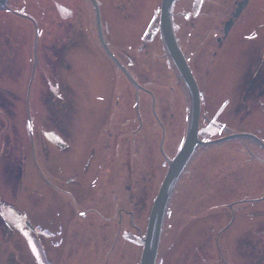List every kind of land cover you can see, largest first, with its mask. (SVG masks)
I'll return each instance as SVG.
<instances>
[{
  "label": "rangeland",
  "instance_id": "rangeland-1",
  "mask_svg": "<svg viewBox=\"0 0 264 264\" xmlns=\"http://www.w3.org/2000/svg\"><path fill=\"white\" fill-rule=\"evenodd\" d=\"M144 3L141 16L159 13L160 0ZM4 21L0 16L3 35ZM11 25L14 43L23 41L26 47L2 50L4 56L0 51V264H139L149 209L165 173L163 166L156 178H148L157 170L153 165H157L156 159L160 160L150 137L155 132L159 135L160 129L136 137L152 148L145 163L135 155H121V146L115 148L116 160L109 159L106 151L109 142H114V132L119 140H125L130 128L125 118H131V114L116 112L115 95L112 98L111 94L115 87L131 97V84L102 52H81L84 59L63 68L54 67L37 51L36 67L33 51L28 49L29 35L28 42L23 40L29 27L20 22ZM127 27L130 25L123 23L122 33ZM139 31L146 34L145 25L139 24ZM229 45L231 50L222 62L230 57V67L229 62L217 66L210 80L198 71L202 136L249 132L264 141V98L257 96L254 82L251 91H245L248 82L242 81V46L237 50V43ZM156 49H147L142 55L144 63L151 66V77L143 74L144 65L136 74L142 80L149 77L154 82L150 87L162 92L158 94L165 103L161 114L168 129L164 149L170 152L174 140L176 144L185 131L186 96L181 85L177 92L169 89L176 74ZM131 54L138 55L135 51ZM50 72L67 77L52 81L46 77ZM243 91L246 97H241ZM118 103L123 105L122 98ZM105 162L106 166L112 163L113 169L97 187V174ZM197 187L213 190L201 199L197 193L191 197ZM120 191L136 195H119ZM263 192L264 152L255 143L198 149L169 201L156 264H176L182 255L185 258L179 264H206V250L215 255L214 264L223 253L224 258L234 257L226 243L229 232L224 225L228 222H244L242 254L247 261L251 258L250 264L256 263V257L258 264H264V199H254ZM231 202L237 203L233 209ZM30 228L37 230L35 236ZM210 228L214 232L208 237L205 234ZM214 236L220 242L214 243ZM43 257L47 261L43 262Z\"/></svg>",
  "mask_w": 264,
  "mask_h": 264
},
{
  "label": "flooded vegetation",
  "instance_id": "flooded-vegetation-1",
  "mask_svg": "<svg viewBox=\"0 0 264 264\" xmlns=\"http://www.w3.org/2000/svg\"><path fill=\"white\" fill-rule=\"evenodd\" d=\"M94 2L98 8L99 24L96 18L95 7L91 0H53L50 3L42 4L44 8L49 10L36 13L41 15L40 19L32 16L33 36L36 37V43H28V49H34L35 45L37 51H62L63 63L61 65L54 59H51L50 62H53L54 67H63L64 65L65 68H69V64L84 59L81 52H102L106 56L104 53L105 49L109 50L126 68L138 86L136 88L123 74L127 82L134 89L131 97L129 92L113 88L111 97L113 98V94L115 95L114 108H116V112L122 111L125 114H131V118H125L126 122H124L125 125L130 127L128 129L129 135H127L125 140H119L114 132V137H116L113 143L109 142L110 147L107 148V155L110 157L109 159L116 160L115 152L118 150L116 151L115 148L119 149L121 146V155H124V157L130 156L131 158L135 155L141 161V159H145L147 156L148 160L150 158L148 155L152 152V148L144 146L140 138L137 140L136 137H139L138 135L142 134V132L149 131L150 133V131H156L159 128V135L155 132L151 134L150 138L155 140L153 149L159 154L161 161L165 163L166 158H172L176 154L181 146L183 137L176 144L174 140L171 146L174 149L173 151L167 152L164 149L168 129L164 123L166 122V117L161 114L165 106L163 99L161 98L160 100L159 98L162 92L157 93V91L150 87V84L154 82L150 81L149 77L146 80L143 77L142 80L136 74L137 69H140L142 72L141 66L143 67L144 65L143 68L146 71L143 74H148L151 77V72L149 71V67L151 66H147L142 57L143 53L151 48H157V51H162L161 59L167 65H170L167 66L168 68H172L160 38L157 11L155 13L153 11L152 14L146 17L141 16L144 12L142 9L145 7L144 0H94ZM240 5L241 10L238 17L233 18V13ZM10 8L12 6L9 4L6 9L12 10ZM42 16H45L46 20H42ZM134 16L136 20L133 22ZM263 17L264 0H176L174 2L172 24L175 38L198 83L200 95L198 71H201L200 74L206 73L205 78L210 80L211 74L217 66L229 61L231 62L230 57H228L226 62L223 63L222 61L226 59L231 50L229 42H233L239 45L237 50L241 46L243 50L241 53L244 59L242 81L245 79L244 82H248L245 91H251L252 82H254L257 96L264 98ZM229 20H231L232 25L229 31L225 33V25ZM123 23H126L127 26L130 25L124 33H122ZM139 24L145 25L146 34L139 31ZM27 38L28 34L24 36L23 40L27 41ZM135 38H138L136 43ZM11 41V43H7L5 36V44L2 49L21 50L26 47L23 41L20 44L14 43L13 39ZM131 51H135L138 55L131 54ZM150 58L153 59L152 57ZM161 69H163V65ZM46 77H51L52 81H61L64 80L63 77L66 78L67 76L59 73L46 75ZM175 80L173 82L172 79L168 84L169 89L173 92H177V88L181 85V81L178 78L175 77ZM160 86L164 85L161 84ZM246 92L243 91L241 97H246L243 96V94L246 95ZM120 98H122L123 105L118 106ZM130 109L133 113L130 112ZM145 110L149 111L151 115L146 114ZM152 125L156 127L153 129ZM172 131L174 133V130ZM111 138L113 139V136ZM147 149H150V152L148 151L147 153ZM100 153L102 156L103 149ZM256 159H259V156H256ZM111 164L106 166V162L104 165L101 163L97 176L102 175L103 177L104 173L110 172L113 169ZM96 186L99 187V183ZM230 204L229 207L233 209L237 203L235 202L232 206ZM208 223L210 226L213 224L212 222ZM224 227H227V231L229 232L226 243L232 248L234 257L229 256L224 258V253L221 256L218 255V259L220 260L218 264H250L251 258L247 261L242 254V248L244 249L242 241L245 240L244 222H228ZM211 232H214V230L211 231L210 228V231L205 235L210 237ZM243 232L244 234L242 235ZM214 239V243L215 241L220 242L219 237L214 236ZM221 240L225 243V239ZM233 245H237L238 248L235 249ZM206 252L209 256L204 258L206 264H214L215 255L212 256L208 250ZM183 258H185L183 255L178 257L179 260L176 261V264L177 262L179 264ZM258 258H255V264H258V261L260 262Z\"/></svg>",
  "mask_w": 264,
  "mask_h": 264
},
{
  "label": "water",
  "instance_id": "water-1",
  "mask_svg": "<svg viewBox=\"0 0 264 264\" xmlns=\"http://www.w3.org/2000/svg\"><path fill=\"white\" fill-rule=\"evenodd\" d=\"M95 7L96 18L99 24V13L98 8L94 0H91ZM175 0H161L159 5V18L158 27L161 37L162 44L169 57L172 65L175 69V74L183 82L186 89L188 97V113H187V123L185 130V137L183 143L177 152V154L171 160H167V170L165 166L166 173L161 181L160 186L154 196L145 227L144 236L142 238V249L139 259V264H155L157 253L159 249V244L161 240V235L163 231V222H165L166 211L170 198L172 196L173 190L176 183L186 167L187 163L192 158L193 154L199 147H204L223 141L224 143L242 142L237 138H244L252 140L258 146L264 150V143L255 135L251 133H233L223 136L221 138L202 141L199 137L198 127L199 118L201 112V102H200V92L196 80L185 60V57L180 50L178 43L176 41L173 26H172V7ZM8 0H0V10L7 7ZM241 10V5L233 13V18L238 17ZM231 20L226 22L225 33H227L231 27ZM106 54L111 58L115 65L126 75V77L134 84L138 86L137 83L133 81L127 70L122 66V64L111 54V52L105 49ZM36 61V52L34 51V63ZM183 85L181 84L182 90L185 94ZM186 96V94H185ZM248 141V140H246ZM221 143V144H224ZM264 197V196H263Z\"/></svg>",
  "mask_w": 264,
  "mask_h": 264
},
{
  "label": "trees",
  "instance_id": "trees-1",
  "mask_svg": "<svg viewBox=\"0 0 264 264\" xmlns=\"http://www.w3.org/2000/svg\"><path fill=\"white\" fill-rule=\"evenodd\" d=\"M53 0H10L9 1V4L12 6V8H10V9H12V10H8V9H5V10H0V16L2 17V18H4L5 19V21H6V25H2V27L3 28H5L6 29V34L5 35H3V34H0V51H1V56H4V52L2 53V47L4 46V44H5V36H6V40H7V43H11L12 41V37L10 36L11 35V29H12V23H14V22H20V23H23L25 26H27V27H29V37H30V40H31V42H32V38H33V24H32V22H33V17L34 18H39L41 15H38V14H36V13H39V12H41V11H43V10H49V9H46V8H44L43 7V5L42 4H44V3H50V2H52ZM29 4V5H28ZM14 11V12H13ZM19 14V15H18ZM33 16V17H32ZM29 18V19H28ZM11 47V46H10ZM7 50H9V49H7ZM6 50V51H7ZM16 51H18V50H16ZM42 52V54L44 55V59L45 60H47V61H50L51 59H54L57 63H59V64H62L63 63V59L61 58L62 57V54H59V52H46V51H41ZM45 52L47 53L46 55H45ZM5 55H6V53H5ZM8 55H6V58L8 59ZM202 131H203V128H202ZM205 139H209V138H205ZM250 153V152H249ZM157 156L160 158V156H159V154H157ZM157 160V165H155V164H153L154 166H157V170H155V171H153L152 173L150 172L149 173V177L148 178H151L150 176L151 175H153V179L154 178H156V175H157V173L163 168V166H164V162H162L161 161V158H160V160H158V159H156ZM0 162H1V158H0ZM141 163H145L146 161H145V159H141V161H140ZM111 166L113 167V164H111ZM159 166V167H158ZM107 170V169H106ZM191 170V169H190ZM222 172V173H226L227 171L226 170H218V172ZM218 172H217V177H219V175H218ZM19 174L21 175V171L19 172ZM105 174L106 173H104V176L102 177V175H99V176H97V178H96V180H98L99 179V181H98V183L100 184L102 181H105ZM108 174V173H107ZM106 174V175H107ZM147 174V173H146ZM102 177V179H100ZM221 178V177H220ZM197 188H199V190H197V191H195V192H193L192 193V195H191V197L195 194V193H197L198 194V197H199V199H201L202 197H203V195L204 196H208L207 194H209V192L208 191H212L213 189H211V188H209V189H207V188H205V187H197ZM264 193V192H263ZM263 193H261L260 195H258V197H260ZM120 194H128V195H136L134 192H131V191H120L119 192V195ZM131 196H129V197H131ZM257 198V197H256ZM30 200H32V196L30 197ZM207 202V204H210V201L211 200H206ZM218 201V199L216 200V202ZM200 202V201H199ZM209 207V206H208ZM172 212V211H171ZM128 214V213H127ZM172 214H173V212H172ZM130 215V214H129ZM18 216H21V213H19V215ZM103 221L104 222H108V219L107 220H105V219H103ZM26 223V222H25ZM116 225L118 224V222H117V220H115V222H114ZM26 225V224H25ZM108 227H112L111 226V222H108ZM33 232V234H34V236H35V234H36V232H37V230L35 231H32ZM137 235H138V233H137ZM33 236V237H34ZM46 254V253H45ZM44 254V256H47V255H45ZM30 257H31V255H30ZM45 261H47L46 259H45V257H43V262H45Z\"/></svg>",
  "mask_w": 264,
  "mask_h": 264
},
{
  "label": "snow or ice",
  "instance_id": "snow-or-ice-1",
  "mask_svg": "<svg viewBox=\"0 0 264 264\" xmlns=\"http://www.w3.org/2000/svg\"><path fill=\"white\" fill-rule=\"evenodd\" d=\"M80 215H84V213L82 212V213H80Z\"/></svg>",
  "mask_w": 264,
  "mask_h": 264
},
{
  "label": "bare ground",
  "instance_id": "bare-ground-1",
  "mask_svg": "<svg viewBox=\"0 0 264 264\" xmlns=\"http://www.w3.org/2000/svg\"><path fill=\"white\" fill-rule=\"evenodd\" d=\"M6 23V21H4V24Z\"/></svg>",
  "mask_w": 264,
  "mask_h": 264
}]
</instances>
